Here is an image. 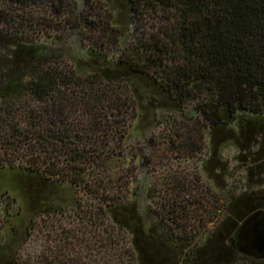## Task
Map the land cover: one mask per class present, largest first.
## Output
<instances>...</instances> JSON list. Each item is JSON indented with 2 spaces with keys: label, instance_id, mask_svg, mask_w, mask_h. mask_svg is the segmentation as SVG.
<instances>
[{
  "label": "trees",
  "instance_id": "obj_1",
  "mask_svg": "<svg viewBox=\"0 0 264 264\" xmlns=\"http://www.w3.org/2000/svg\"><path fill=\"white\" fill-rule=\"evenodd\" d=\"M107 2L104 11L98 0H0V175L46 188L41 204L60 210L85 182L128 232L135 264H167L158 243L175 241L198 257L215 246L190 249L171 227L157 238L145 226L115 148L133 110L149 106L189 108L205 126L206 163L223 142L243 153L264 139V0ZM68 34L83 45L70 66L52 47ZM257 166L264 183V163ZM259 192L230 202L233 222L264 209Z\"/></svg>",
  "mask_w": 264,
  "mask_h": 264
},
{
  "label": "rangeland",
  "instance_id": "obj_2",
  "mask_svg": "<svg viewBox=\"0 0 264 264\" xmlns=\"http://www.w3.org/2000/svg\"><path fill=\"white\" fill-rule=\"evenodd\" d=\"M77 4L81 7L83 0ZM97 5L105 11L108 2L98 0ZM114 14H123L125 21L121 9ZM52 47L70 66L73 57L82 55L83 45L76 35L68 34ZM133 113L122 126L124 140L115 148L125 159L113 156L129 175V191L136 192L128 199L132 197L141 209L144 224L153 228L155 237L166 225L173 229V239L184 237L190 249L215 246L195 257L182 250V242L166 247L158 243L167 264H264L227 246V236L232 237L240 224L233 222L230 202L240 193L264 191L263 175L258 172L262 168L257 166L264 163V139L243 153H237L231 142H223L206 163L205 126L189 108L182 109V115L152 106ZM21 180L5 171L0 175V264L13 260L17 264H135L130 236L112 221L104 195L90 193L82 182L72 187L73 203L60 210L52 201L41 204L49 194L46 188H30L28 181ZM23 186L35 196L25 194Z\"/></svg>",
  "mask_w": 264,
  "mask_h": 264
},
{
  "label": "water",
  "instance_id": "obj_3",
  "mask_svg": "<svg viewBox=\"0 0 264 264\" xmlns=\"http://www.w3.org/2000/svg\"><path fill=\"white\" fill-rule=\"evenodd\" d=\"M232 237L237 252L264 260V209L248 214L236 227Z\"/></svg>",
  "mask_w": 264,
  "mask_h": 264
},
{
  "label": "flooded vegetation",
  "instance_id": "obj_4",
  "mask_svg": "<svg viewBox=\"0 0 264 264\" xmlns=\"http://www.w3.org/2000/svg\"><path fill=\"white\" fill-rule=\"evenodd\" d=\"M252 259H254V258H252ZM262 261H264V260H262Z\"/></svg>",
  "mask_w": 264,
  "mask_h": 264
}]
</instances>
